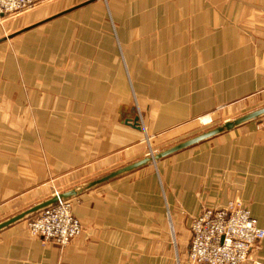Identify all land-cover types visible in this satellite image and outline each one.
I'll list each match as a JSON object with an SVG mask.
<instances>
[{
	"label": "crops",
	"instance_id": "0c3cea01",
	"mask_svg": "<svg viewBox=\"0 0 264 264\" xmlns=\"http://www.w3.org/2000/svg\"><path fill=\"white\" fill-rule=\"evenodd\" d=\"M39 1L36 20L0 38L22 47L47 35L37 53L0 57V221L77 187L82 172L142 159L148 140L174 144L221 109L264 106V0ZM73 21L86 36L62 40ZM255 122L72 198L83 233L63 249L20 223L1 230L0 264H187L191 219L236 199L264 230ZM253 254L264 263V240Z\"/></svg>",
	"mask_w": 264,
	"mask_h": 264
},
{
	"label": "built area",
	"instance_id": "2783aa9c",
	"mask_svg": "<svg viewBox=\"0 0 264 264\" xmlns=\"http://www.w3.org/2000/svg\"><path fill=\"white\" fill-rule=\"evenodd\" d=\"M35 3L36 0H0V15L31 9ZM257 123V129L264 132V117ZM26 230L43 245L59 248L66 247L83 232L67 201L43 210ZM189 233L187 264H264L252 258L254 249L264 240V230L238 199L222 208L202 209L191 219Z\"/></svg>",
	"mask_w": 264,
	"mask_h": 264
},
{
	"label": "rangeland",
	"instance_id": "374dc122",
	"mask_svg": "<svg viewBox=\"0 0 264 264\" xmlns=\"http://www.w3.org/2000/svg\"><path fill=\"white\" fill-rule=\"evenodd\" d=\"M39 2H40L39 0H36L35 6L33 8H31V9H28V10H25V11H22V12H19V13L8 15V16H10L9 19L5 23H3L4 25H2L3 27H1L2 31H1L0 38L1 37L5 38V37L9 36L12 33L11 29H8V25L11 24L12 22L15 21L16 27H20L21 25H19L18 23L21 20V18L29 16V15H31L33 13H35L34 19L36 20L38 18L37 13L39 12L38 11L39 10V8H38L39 7V4H38ZM100 2L102 4L103 8H107V4L108 3H107L106 0H100ZM109 20H108V22H109ZM33 23H35V22H33ZM78 27L79 26L75 24V21L71 22L70 25L67 27V29H65V31L62 32L61 35H60L62 40H67V39H70V38H80V37L86 36V34H84V33H82L81 31L78 30ZM44 28L45 27H40V28L36 29L35 32H37L36 33L37 35H34V33H33V35H29L27 37V40L22 42V44H21L22 47L15 46V43L17 42L16 40H19V39L9 40V41L5 42V44L0 46V57H2V58L4 56H12V57H14V56L19 55V54H24V53L33 54V53L39 52L40 49H41V39L43 38V36L47 37V35L45 33L42 34V32H41ZM113 34H114V32L112 30V35ZM114 38H116L115 35H114ZM26 42H28L30 44V47L26 46ZM17 50L21 51V53H19ZM8 66H9V63H4V59H3V61H2L3 70H5ZM82 98L84 99L85 97L82 96ZM251 111H253V110L251 109ZM251 111L250 110H243V109L239 110V109H235V107H233V108L230 107L229 109L228 108L221 109V110L215 112V114L213 115V119H211L212 121H210V123L207 126H204L201 130H199L193 136H196V135H198L200 133H203V132H206V131H208L210 129H213V128L223 124L226 121L234 120V119H236V118H238V117H240V116H242V115H244L246 113H249ZM107 112H110V111L108 110ZM24 114L25 115L22 116L23 118H25V116L27 117L28 112H26V113L24 112ZM29 120H30V123H31V121H35V119H33L32 117H31V119L29 118ZM255 123H256V126H257V124H258L257 121ZM32 124L35 126V122L32 123ZM139 124H140V121L138 119V125ZM139 127H140V125H139ZM260 131H262V130H260ZM262 133L264 134L263 131H262ZM193 136H191V137H193ZM191 137H189V138H191ZM184 140H182V141H184ZM147 142H148L147 144L149 146L150 151L147 152V154L143 158L151 157L154 154H156V153H158V152H160V151H162L164 149H167V148L179 143V142H177V143H174V144H169V145L164 146V145H162V143H160V145H158L157 143L152 141L153 145H158L159 147L158 148L157 147H152L151 148L150 140H148ZM155 164L156 163H152L151 165L154 166ZM119 168H121V167H119ZM119 168H116L114 170H117ZM114 170H110L109 172H106L105 170H103L106 173L103 172L101 174H86L85 172H82L81 175H79V176H73L72 180H73L74 184L78 183L77 186H80V185L85 184L87 182H90V181H93L95 179H98V178H100V177H102V176H104V175H106V174H108V173H110V172H112ZM67 186L70 187L69 185L66 184V187ZM60 193H63V192H56L54 194V196L56 194H60ZM66 201L69 202V204H70L71 214H72V202H71V200H66ZM30 207H28V208H30ZM28 208H26V209H28ZM26 209H24V210H26ZM24 210L20 211L19 213L23 212ZM42 211H40L39 213H41ZM19 213H17V214H19ZM39 213H37V214H35V215H33V216H31V217H29V218H27V219H25V220L20 222V224L23 225V228H24V230L26 231V234L29 237H31V235L26 230L27 226L30 223V221H32V219H34L36 216L39 215ZM17 214H14V215H11V216H7V218H4V220H6L8 218H11V217H13V216H15ZM4 220L0 221V223L3 222ZM82 230H83V228H82ZM188 232H189V230H188ZM31 238H35V237H31ZM35 239H38L39 242L41 243V240L39 238H35ZM189 240H187V242H189ZM174 241L175 240H173V242ZM71 242L67 246H69L71 244ZM41 245L42 246H47V245H51V244L43 245L41 243ZM57 248H59V247H57ZM59 249H63V248H59ZM178 256H179V259H178L179 260V264H182L183 263V256L180 255V254ZM252 258L254 259V254H253Z\"/></svg>",
	"mask_w": 264,
	"mask_h": 264
},
{
	"label": "water",
	"instance_id": "95a60500",
	"mask_svg": "<svg viewBox=\"0 0 264 264\" xmlns=\"http://www.w3.org/2000/svg\"><path fill=\"white\" fill-rule=\"evenodd\" d=\"M264 117V106L257 108L249 113H246L234 120L226 121L223 124L210 129L206 132L200 133L196 136H193L191 138H188L184 141H181L167 149H164L156 154H154L151 157H145L140 160H137L131 164H128L126 166H123L117 170H114L98 179H95L93 181L87 182L85 184H82L80 186H77L75 188H72L70 190H67L63 193L56 194L55 196L44 200L40 203H37L30 208L24 210L23 212L8 218L0 223V231L17 223H20L21 221L39 213L42 210H45L49 207H52L56 205L59 201H66L71 200L72 198L94 188L99 185H102L110 180L117 179L121 176H124L126 174H129L139 168H142L144 166L150 165L152 163H156L162 159H165L177 152H180L182 150H185L189 147H192L194 145H197L203 141L209 140L215 136H218L222 133L229 132L239 126H242L246 123L257 121ZM132 125V124H131ZM133 126L135 128H140L138 125V118H136L133 122Z\"/></svg>",
	"mask_w": 264,
	"mask_h": 264
}]
</instances>
